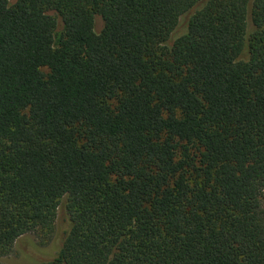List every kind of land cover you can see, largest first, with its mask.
<instances>
[{"label": "trees", "instance_id": "16d2710c", "mask_svg": "<svg viewBox=\"0 0 264 264\" xmlns=\"http://www.w3.org/2000/svg\"><path fill=\"white\" fill-rule=\"evenodd\" d=\"M263 199L264 0H0V257L264 264Z\"/></svg>", "mask_w": 264, "mask_h": 264}, {"label": "rangeland", "instance_id": "374dc122", "mask_svg": "<svg viewBox=\"0 0 264 264\" xmlns=\"http://www.w3.org/2000/svg\"><path fill=\"white\" fill-rule=\"evenodd\" d=\"M9 1L12 2L13 0ZM187 17L188 16H182L180 18L177 27L172 33V38L182 34L186 30ZM55 248H57L56 242L49 241L47 244H41L39 238L30 233L19 239L12 253L0 257V264H33L32 257L37 256V254L41 252L44 254L54 253Z\"/></svg>", "mask_w": 264, "mask_h": 264}]
</instances>
